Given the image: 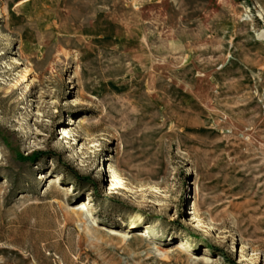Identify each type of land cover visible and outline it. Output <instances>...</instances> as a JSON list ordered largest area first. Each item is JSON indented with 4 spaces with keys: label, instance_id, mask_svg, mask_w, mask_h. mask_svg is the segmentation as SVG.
I'll return each instance as SVG.
<instances>
[{
    "label": "rangeland",
    "instance_id": "obj_1",
    "mask_svg": "<svg viewBox=\"0 0 264 264\" xmlns=\"http://www.w3.org/2000/svg\"><path fill=\"white\" fill-rule=\"evenodd\" d=\"M0 264H264V0H0Z\"/></svg>",
    "mask_w": 264,
    "mask_h": 264
},
{
    "label": "bare ground",
    "instance_id": "obj_2",
    "mask_svg": "<svg viewBox=\"0 0 264 264\" xmlns=\"http://www.w3.org/2000/svg\"><path fill=\"white\" fill-rule=\"evenodd\" d=\"M115 179V178H114ZM117 181V180H116ZM54 183V182H53ZM119 183V182H118ZM79 211V210H78ZM135 219L137 220V221H141L142 220V217L139 215V214H136V216H135ZM111 235H115V236H117V234H115V233H110Z\"/></svg>",
    "mask_w": 264,
    "mask_h": 264
},
{
    "label": "trees",
    "instance_id": "obj_3",
    "mask_svg": "<svg viewBox=\"0 0 264 264\" xmlns=\"http://www.w3.org/2000/svg\"><path fill=\"white\" fill-rule=\"evenodd\" d=\"M32 162H35V161H32Z\"/></svg>",
    "mask_w": 264,
    "mask_h": 264
}]
</instances>
